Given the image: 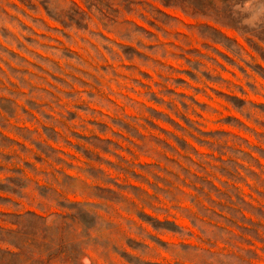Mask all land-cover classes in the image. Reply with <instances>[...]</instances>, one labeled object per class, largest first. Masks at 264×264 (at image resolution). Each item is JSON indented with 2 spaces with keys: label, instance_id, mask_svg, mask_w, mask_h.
Segmentation results:
<instances>
[{
  "label": "rangeland",
  "instance_id": "374dc122",
  "mask_svg": "<svg viewBox=\"0 0 264 264\" xmlns=\"http://www.w3.org/2000/svg\"><path fill=\"white\" fill-rule=\"evenodd\" d=\"M0 264H264V0H0Z\"/></svg>",
  "mask_w": 264,
  "mask_h": 264
}]
</instances>
